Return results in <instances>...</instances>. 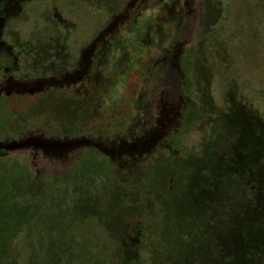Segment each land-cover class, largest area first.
<instances>
[{
	"label": "rangeland",
	"instance_id": "rangeland-1",
	"mask_svg": "<svg viewBox=\"0 0 264 264\" xmlns=\"http://www.w3.org/2000/svg\"><path fill=\"white\" fill-rule=\"evenodd\" d=\"M140 1L0 0V54L11 55L7 70L15 78L11 81L20 85L17 91L24 86L44 89L82 76L84 60L92 51L89 46L107 33L111 37L128 28L136 38L133 45L143 46L139 38L150 15L160 8L166 20L157 22L169 30L164 44L177 42L172 55H179L182 71L190 79L186 87L192 99L182 124L176 126L179 129L145 156L115 160L101 149H26L24 155L34 153L38 175L54 176L33 183L24 155L18 153L23 150L0 153V264H167L169 259V264H183L170 255L186 249L190 240L189 217L179 218L176 205L190 196L188 190L200 204L207 201L205 207L222 202L213 208L208 230L199 238L203 253L199 259L226 262L236 247L240 258L257 251L264 258V218H260L264 215V0H175L174 8L164 6L170 0H146L144 9ZM139 10L142 19L134 21ZM151 35L156 39L158 33ZM172 67V75L162 77L160 84L176 94L181 73L176 64ZM73 68L76 72L68 73ZM140 85L139 81L138 89ZM149 95L148 85L128 104L130 113L120 109L125 126L114 127L116 121L108 120V128L125 129L120 139L130 137L132 116L140 112L137 100L148 103ZM46 96H53L49 101L57 100L59 107L63 94L52 89L34 98L22 95L15 104H23L25 112L36 106L38 124L43 125L42 113L54 108L53 102L39 105ZM4 108L0 106V141L11 119L8 106ZM74 108L80 118L73 123V137L88 134L101 139V106ZM110 108L119 110L116 103ZM73 167L67 178L65 173ZM187 168L190 177L185 181ZM225 171L233 172L236 185L242 187L233 207L220 190ZM146 192L148 200L141 199ZM246 218L261 220L248 238L241 228ZM28 222H34L33 229L26 230ZM252 247L256 248L249 252Z\"/></svg>",
	"mask_w": 264,
	"mask_h": 264
},
{
	"label": "trees",
	"instance_id": "trees-1",
	"mask_svg": "<svg viewBox=\"0 0 264 264\" xmlns=\"http://www.w3.org/2000/svg\"><path fill=\"white\" fill-rule=\"evenodd\" d=\"M140 7L142 9L147 8V1L146 0H141L140 2ZM175 0L171 3H167L164 5L165 7H170L174 8L175 5ZM178 6H176L177 8ZM168 9V8H166ZM158 10V9H157ZM156 12L154 15H150L151 21L147 24L146 31L142 34V37L139 38V40L143 43V46L141 47H136V45H133V40L136 38L133 36V33L129 35L128 32L129 29L125 28L124 30L117 31L116 34H114L111 37H108V41L113 42L117 41L118 45L116 43H110L108 45V54L106 60H100L94 67V69L90 72L89 76L79 82L76 86H65V87H52V89H58L61 91V94H63V97L60 96L61 100L58 101L59 107H56L57 105V100L49 101L53 96L48 97L46 96L43 101L39 105H44V107L48 106L51 102L54 103V108H50L48 110H44L42 113V118L44 120L43 125H39L37 119L40 117L38 113V109L36 106H31L30 110L28 109V112L23 111V104L16 106L15 103L19 102V98L23 95L28 96V97H35L36 95L39 96L40 94L50 91L52 89L43 91V89H38L33 92H23V91H18L21 93V95L18 96V98H13L15 99L14 103L12 105L7 104L8 106V111L10 112V121L8 123V129L6 130V138H11L10 142L16 143L28 139H35V140H56L58 142L65 141L67 139H74V138H89L93 140V144L89 146H84L80 148L84 149H98L102 150L103 153L110 154L102 145V142L108 141V139L112 142L115 140V137L118 135H121L123 130L125 129H120V130H115L112 125L108 126L106 125L108 123V120H111V122L116 121L114 123V127H117V124H121L122 126H125L127 121L124 120L125 118H122V110L125 113H130L132 111L131 108H128V104L130 102H134L136 99L137 95L139 92H141V89L144 88L145 86L149 85V82L151 81L150 75L152 73V69L155 65V62L157 59L160 57L162 52L168 48L167 45L164 44V42L168 39V33L169 30H167L165 27L162 26V24H159L157 22L158 18L161 20H166L163 18L162 13L160 14L159 10ZM139 12L136 13L134 16L133 20L136 21L138 19H142V17L139 18ZM164 12H167L165 10ZM181 14L179 15V17ZM131 28V24H129ZM152 25H157V27H153ZM136 30H138L139 27H132ZM157 31L158 36L156 39L151 35V31ZM128 41V42H127ZM127 42V44H126ZM171 43V42H170ZM169 43V44H170ZM114 44V45H113ZM113 45V46H112ZM114 52V53H113ZM143 52V54H142ZM109 53L111 55H109ZM112 54H115L116 56H112ZM136 77V78H135ZM107 80V81H106ZM136 81V86L133 87L134 82ZM141 82V85L138 89L137 83ZM182 81H183V86L184 89L186 90V96H189L191 98V94L188 91V88L186 87V82L190 83V79L187 76H182ZM100 87H102L100 90ZM136 90V94L129 93V90ZM100 90V91H99ZM139 91V92H138ZM1 95V91H0ZM75 98V99H74ZM12 99V98H10ZM8 99V100H10ZM17 100V101H16ZM75 100V101H74ZM7 101V100H6ZM5 101V102H6ZM49 101V102H48ZM8 103V101H7ZM116 103L119 107V110L117 111L116 109H111L110 105ZM82 104H90L93 108L101 106V110L104 107V105H107L108 108H105L101 111L102 112V122H104V133L99 134L101 136V139H95L88 134L87 136H78V137H73L71 134V131L74 128L73 123H79V118H80V113H78V110H75L74 107H78L80 109V105ZM137 104L139 105L140 112L137 116H132L131 122L134 123H139L138 121L143 120L149 111V108L145 106V103L142 101L140 102L137 100ZM3 105V104H2ZM124 105V106H123ZM38 106V105H37ZM123 106V107H122ZM122 107V108H121ZM6 109V104L5 108ZM122 109V110H120ZM96 110V109H95ZM141 113L143 116H141ZM110 116L112 117L110 119ZM127 116V115H126ZM75 119V120H74ZM124 120V121H123ZM127 129V128H126ZM45 130V132L43 131ZM106 130V131H105ZM116 131L113 135L112 138L109 136L112 132ZM127 132V131H124ZM27 133H32V134H41V135H35L31 136L28 134V136H25ZM94 133V132H92ZM95 134V133H94ZM91 134V135H94ZM18 136H23V138L17 139L16 137ZM0 141V144L2 145V148L0 149V153L4 154H12L15 150H9L6 148L7 142L5 141ZM41 148V147H35L34 145H30L26 148H22L19 151V155H24L26 153H23L24 150L26 149H32L33 152L36 151V149ZM43 149V148H41ZM17 150V149H16ZM19 150V149H18ZM50 150V149H49ZM100 150V151H101ZM55 152H63L62 150H53ZM27 153V155H24V160L26 161V168L28 171V177L31 182H39L41 180H47L48 178H53L52 175L50 174H45V175H38L35 172V161L33 154L34 153ZM17 153V154H18ZM79 158V157H78ZM77 158V160H78ZM77 162V161H76ZM75 162V163H76ZM74 167L65 173V176L68 178L71 176L72 170ZM187 174L185 175V181L188 180L190 177V169H186ZM227 172V171H225ZM235 180V174L233 172H227L222 176L221 180V191L227 195V200L228 201H233L232 207L234 206L235 202V197L237 196V193H240V190H242V187L239 185H236ZM190 196L185 197V202L182 200H179L176 205L178 207V216L179 218L181 216L187 215L189 218L187 221L189 222L188 228L190 232V240L187 241V248L186 249H181L180 251L177 250L176 254H171L170 258L173 256L177 257V261L183 262V264H212V258L208 257H203L199 259L198 256H200V239L205 235L207 230H208V224L207 219H209V216L212 214V210L215 207H220L222 202L218 201L215 204H212L209 208L205 207V205L200 204V200L198 201V197L192 196L190 190L187 191ZM150 192H146L143 194L141 199L148 200V195ZM204 199V198H203ZM227 207L226 210H228L230 204L227 203L225 205ZM202 207H205L202 209ZM238 213V212H237ZM50 213L48 212V215ZM245 214V213H244ZM247 214V212H246ZM246 216V215H245ZM260 218H264V215L261 216ZM259 218V219H260ZM233 219V218H232ZM254 220V221H247L245 222V226L241 227L243 230H245V237L248 238V235L253 233L254 231H257L259 229V226H261V220ZM203 221V223H201ZM259 222V223H257ZM34 222H28L26 226V230L33 229ZM264 225V224H263ZM215 226H219V223L216 222ZM203 228H206L205 232L203 233ZM262 228V227H261ZM201 236V237H200ZM200 238V239H199ZM248 244V243H247ZM169 247V245H168ZM182 247V246H180ZM170 248V247H169ZM256 247H252V249L249 252L254 251ZM234 255L230 256V259L227 260L226 262H215L214 264H264V258L261 254L260 251H257V253H253L252 256L247 257L246 259L240 258V251L238 247H236L235 251L233 252ZM184 255V256H182ZM203 255L201 251V256ZM261 259L262 261L258 260ZM171 259L168 260V263L170 262ZM179 263V262H178ZM112 264H118L117 262H112Z\"/></svg>",
	"mask_w": 264,
	"mask_h": 264
},
{
	"label": "flooded vegetation",
	"instance_id": "flooded-vegetation-1",
	"mask_svg": "<svg viewBox=\"0 0 264 264\" xmlns=\"http://www.w3.org/2000/svg\"><path fill=\"white\" fill-rule=\"evenodd\" d=\"M171 1L172 0L169 2ZM10 23L11 21L8 22L6 27H8ZM108 34L109 33H107L105 36H102V39L100 40L92 41V44L89 46L92 48L91 55L87 61L84 60V63L87 64L84 65L85 73L82 76H73V80L70 78L68 82L62 80L63 78H60L59 80H62L61 82H53L54 85L45 86L43 91L52 89V87L76 86L79 82L85 80L89 76L90 72L94 69L99 59L104 61L106 60L108 54V45L112 43L108 41ZM176 43V41L170 43L168 48L164 50L157 59L152 69L153 71L149 78L151 80L149 82L150 98L149 102L145 103V106L149 108L147 116L143 120L138 121V124L136 123L133 125V128L129 129L128 132H130V137L128 139H120L122 135L121 134L116 136L113 142H111L109 139L106 142H102V146L110 153L107 155L114 158L115 160H120L125 156H145L146 153L155 151L160 145H163L164 143L166 144L170 136L179 129V127L176 126L178 124H182L181 122L186 108L192 102V99L189 96H186V90L183 86L182 76H186V74L183 73L181 62L179 59H177L179 55H172L173 49L176 47ZM171 55L174 57L173 61L171 60ZM7 58L11 59V55L6 54L5 52L0 54V101H2L1 103L4 105V107L5 104L7 105V101H9L8 99L21 95V93L17 91V88L20 85H16L14 81H11V79L15 80V78L12 76L11 71L7 70ZM77 63L80 64V61ZM175 64V68L179 69L181 73L179 76V87L176 90V94H174L173 90H170L169 87L163 88L160 84L162 77L166 78L172 75L170 70L173 69L172 66H175ZM80 68L81 67H79V70ZM75 69L76 68L70 70L67 69V71L69 73L71 71H75ZM135 128H139L141 132H136L137 130L135 131ZM134 132H136V135L132 136ZM28 134L35 136L32 133H27L25 136H28ZM16 138H23V136H18ZM13 139L6 138L5 141L8 142Z\"/></svg>",
	"mask_w": 264,
	"mask_h": 264
},
{
	"label": "water",
	"instance_id": "water-1",
	"mask_svg": "<svg viewBox=\"0 0 264 264\" xmlns=\"http://www.w3.org/2000/svg\"><path fill=\"white\" fill-rule=\"evenodd\" d=\"M34 90H38V87L34 89V87H23V92H33ZM1 91V90H0ZM93 144V140L89 138H74V139H67L65 141L58 142L56 140H35V139H28L16 143H8L6 144L7 149L16 150L26 148L30 145H34L35 147H41L43 149H53V150H62V151H73L80 147L89 146ZM2 145L0 144V149Z\"/></svg>",
	"mask_w": 264,
	"mask_h": 264
}]
</instances>
